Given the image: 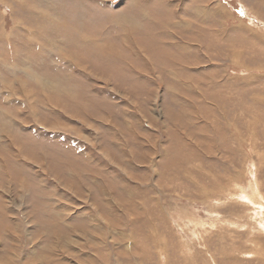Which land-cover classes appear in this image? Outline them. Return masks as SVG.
<instances>
[{
  "label": "rangeland",
  "instance_id": "1",
  "mask_svg": "<svg viewBox=\"0 0 264 264\" xmlns=\"http://www.w3.org/2000/svg\"><path fill=\"white\" fill-rule=\"evenodd\" d=\"M0 264H264V0H0Z\"/></svg>",
  "mask_w": 264,
  "mask_h": 264
}]
</instances>
